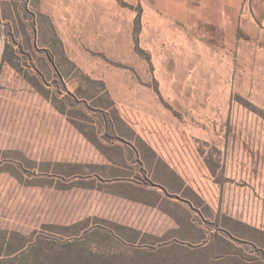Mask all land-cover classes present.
<instances>
[{"label": "rangeland", "instance_id": "obj_1", "mask_svg": "<svg viewBox=\"0 0 264 264\" xmlns=\"http://www.w3.org/2000/svg\"><path fill=\"white\" fill-rule=\"evenodd\" d=\"M151 10L0 0V264H264V0Z\"/></svg>", "mask_w": 264, "mask_h": 264}, {"label": "crops", "instance_id": "obj_2", "mask_svg": "<svg viewBox=\"0 0 264 264\" xmlns=\"http://www.w3.org/2000/svg\"><path fill=\"white\" fill-rule=\"evenodd\" d=\"M244 0H150L155 16L174 31L201 32L207 26L223 27L238 15ZM231 26V23L228 25Z\"/></svg>", "mask_w": 264, "mask_h": 264}]
</instances>
